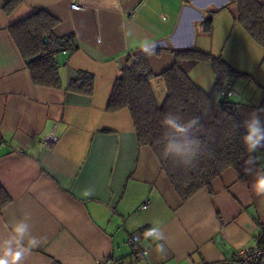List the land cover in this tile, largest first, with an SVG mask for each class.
I'll list each match as a JSON object with an SVG mask.
<instances>
[{
  "label": "crops",
  "instance_id": "obj_1",
  "mask_svg": "<svg viewBox=\"0 0 264 264\" xmlns=\"http://www.w3.org/2000/svg\"><path fill=\"white\" fill-rule=\"evenodd\" d=\"M227 2L122 0L123 13L116 14L104 10L105 0H81L84 7L78 10L70 8L69 0H0V184L11 198L0 211V238L14 218L30 215L32 235L41 245L24 264L119 259L127 264L133 260L128 236L153 221L161 224L164 249L158 251L140 234L138 247L148 255L137 264H233L237 249L257 246L264 195H257L252 185L256 171L264 168V149L254 154L261 159L250 172L245 171L247 153L240 160L242 173L228 168L213 180L212 194L201 190L182 201L152 151L137 145L130 112L106 110L121 68L142 52L139 42L149 40L156 48H195L254 74V88L237 77L227 83L239 98L243 122L253 112L264 122V109L258 107L264 97V47L247 34ZM209 10L216 11L211 31L205 32L201 22ZM41 14L54 20L44 35L45 46L68 36L77 45L73 51L56 48L58 88L33 82L32 58L23 55L10 31ZM121 25L132 33L128 40ZM147 59L154 75L175 60L169 51ZM80 71L94 76L91 96L67 90ZM189 72L205 91L202 82L215 83L207 62ZM159 85L165 93L159 78L152 81L154 93L156 88L162 92ZM86 189L93 195L83 197Z\"/></svg>",
  "mask_w": 264,
  "mask_h": 264
},
{
  "label": "trees",
  "instance_id": "obj_2",
  "mask_svg": "<svg viewBox=\"0 0 264 264\" xmlns=\"http://www.w3.org/2000/svg\"><path fill=\"white\" fill-rule=\"evenodd\" d=\"M225 7L231 9L247 34L264 47V4L258 0H228ZM215 11L209 10L201 22L205 32L211 31ZM53 25V19L41 14L16 24L10 31L23 55L27 59L32 58L28 68L33 82L58 88L60 77L54 63L56 48L73 51L77 45L72 36H68L63 40L54 39L56 43L53 46H45L42 37L52 30ZM162 51L173 53L175 60L170 68L158 75L152 73L147 55L143 52L135 54L130 64L121 68L114 81L106 110L117 112L127 109L130 112L137 145L146 146L152 151L172 189L185 201L201 190L212 194L213 180L228 168L242 173L240 160L248 153L242 143V137L246 134L245 123L238 112V104L222 96L221 91L231 78L251 75L238 71L221 57L195 48H155V54ZM201 62L209 63L215 73V83L209 91L202 89L189 76L190 69ZM157 78L165 86L162 102H158L152 86V81ZM93 85V74L80 71L69 82L67 90L91 96ZM258 107L264 109V97ZM169 112L179 114L185 120L192 117L200 119L203 127L197 136L202 147L193 166H185L163 154V144L160 141L164 128L161 121ZM10 201V196L0 184V211ZM148 227L150 226H143L128 237L133 234L139 236ZM257 247L264 249V227L260 229ZM131 256L133 260H129L127 264H133L139 259L133 252ZM108 264H125V259ZM259 264H264V256Z\"/></svg>",
  "mask_w": 264,
  "mask_h": 264
},
{
  "label": "clouds",
  "instance_id": "obj_3",
  "mask_svg": "<svg viewBox=\"0 0 264 264\" xmlns=\"http://www.w3.org/2000/svg\"><path fill=\"white\" fill-rule=\"evenodd\" d=\"M104 10L114 11L116 14L123 13L122 0H105ZM121 31L128 40L132 33L121 25ZM140 50L147 56L155 53L156 44L144 40L139 42ZM164 132L161 137L163 154L171 157L185 166H193V162L201 152L202 142L197 133L202 129L199 117H192L185 120L179 114L169 112L164 115L161 121ZM246 134L242 137V143L249 153L245 160V171L250 172L251 166L258 164L261 159L254 155L264 149V122H261L256 112L250 114V119L245 121ZM253 190L257 195H264V168L255 173ZM93 195L91 189L83 191V197ZM31 217L26 214L23 218H14L10 224L7 235L0 238V264H24L26 257L33 249L41 245V239L32 235ZM145 242L155 243L158 251H163L165 235L159 221H153L152 226L146 228L142 233ZM148 255V252H145Z\"/></svg>",
  "mask_w": 264,
  "mask_h": 264
},
{
  "label": "built area",
  "instance_id": "obj_4",
  "mask_svg": "<svg viewBox=\"0 0 264 264\" xmlns=\"http://www.w3.org/2000/svg\"><path fill=\"white\" fill-rule=\"evenodd\" d=\"M70 8L73 10L82 9L84 6L81 3V0H69ZM221 95L227 98H232L236 93L231 88L229 83H226L223 90L221 91ZM47 141V140H45ZM146 206L143 205L142 208ZM138 239L139 236L137 234H133L128 237L127 242L130 245L132 252L137 256V258L142 259L145 257V252L140 250L138 247ZM262 256H264V249L259 247H242L235 251L233 254V264H259Z\"/></svg>",
  "mask_w": 264,
  "mask_h": 264
},
{
  "label": "rangeland",
  "instance_id": "obj_5",
  "mask_svg": "<svg viewBox=\"0 0 264 264\" xmlns=\"http://www.w3.org/2000/svg\"><path fill=\"white\" fill-rule=\"evenodd\" d=\"M257 67V66H256ZM190 73V72H189ZM246 73V72H245ZM248 74H251V73H249V72H247ZM255 77V75L254 74H251V76H241V77H238V78H236V80L237 79H239V78H242V79H247V81L252 85V84H254V83H256L255 82V80H254V77ZM232 79H235V78H232ZM256 79V78H255ZM246 81V82H247ZM203 84H202V86L206 89V90H211L212 89V86H213V83H214V79H212L211 81H210V79L209 80H205L204 82H202ZM257 84V83H256ZM160 86V89H161V91L163 90L162 88L163 87H161V85H159ZM253 86V88H254V85H252ZM237 89H240V90H242L241 88H238V86H235ZM250 87H248L247 89H249ZM255 90V89H254ZM157 91H159V89L158 88H156V90H155V93H156V96H158V97H160V99H162V101H163V99H164V97H165V93H163V91L159 94ZM237 96L236 95H234L231 99H232V101H235L236 102V100H238L239 98H236ZM139 262V261H138ZM137 261H136V263H133V264H137L138 263Z\"/></svg>",
  "mask_w": 264,
  "mask_h": 264
},
{
  "label": "water",
  "instance_id": "obj_6",
  "mask_svg": "<svg viewBox=\"0 0 264 264\" xmlns=\"http://www.w3.org/2000/svg\"><path fill=\"white\" fill-rule=\"evenodd\" d=\"M43 42H44L45 44H48V38H47L46 36L43 37Z\"/></svg>",
  "mask_w": 264,
  "mask_h": 264
}]
</instances>
